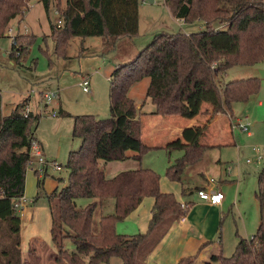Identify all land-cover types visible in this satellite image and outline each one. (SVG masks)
Returning <instances> with one entry per match:
<instances>
[{"label":"trees","instance_id":"obj_1","mask_svg":"<svg viewBox=\"0 0 264 264\" xmlns=\"http://www.w3.org/2000/svg\"><path fill=\"white\" fill-rule=\"evenodd\" d=\"M163 1L175 18L196 28L156 33L134 59L115 67L111 75L110 117L73 116V135L82 143L70 151L68 182L47 195L53 213L52 235L57 251L52 258L56 264H103L114 256L121 258L122 264H146L159 233L183 216L190 205L185 203L186 208H182L174 194L162 192L160 175L151 168L139 167L108 177L100 165L101 160L128 158V150L138 152L136 158L140 159L150 149L142 139L145 112L130 95L137 82L150 78L146 97L153 103L151 113L162 116L193 118L202 112L204 103L211 106L212 114L231 115L234 102L247 101L258 93L256 76L232 80L223 77L231 67L251 66L262 59L264 0ZM140 3L141 0H66L65 8L59 6L63 24H50L54 54L66 58L73 37H104L103 50L122 39L133 45V38L139 35ZM43 4L49 10L50 0H43ZM27 6L28 0H0V37L6 35L14 18L27 11ZM35 38L17 33L12 40L13 59L19 61L25 56ZM43 52L49 55L46 49ZM27 100L4 115L0 92V264H35L32 259L37 252L31 247L27 258L22 256V218L15 207V201L25 195L26 174L32 163L30 148L36 139L34 126L40 119L39 114L25 112ZM204 128L196 126L188 143L167 147L183 151L165 170L171 181L181 182L187 167L202 156L205 146L199 139ZM198 190L182 188V193ZM147 196L154 198L148 231L132 235L117 232L116 223ZM255 197L259 205L256 232L249 239L239 238L231 255L224 256L219 251L206 264H264V171L258 174ZM79 198L94 200L80 207ZM99 206L102 214L96 232L94 215ZM65 239L73 241L74 250L64 247ZM192 263L190 257L178 262Z\"/></svg>","mask_w":264,"mask_h":264},{"label":"rangeland","instance_id":"obj_2","mask_svg":"<svg viewBox=\"0 0 264 264\" xmlns=\"http://www.w3.org/2000/svg\"><path fill=\"white\" fill-rule=\"evenodd\" d=\"M54 5L65 8L66 0H52L50 6ZM27 7V11L21 13V17H19V19L21 18L20 32L24 33L25 29L28 28L25 34L35 35L36 38L29 47L28 54L23 57H27L24 62L28 63L27 66L33 64L36 69L32 68V70L21 66L22 57L19 61L12 60L16 64L15 68L10 59L12 39L7 34L0 37V47L2 49L0 50V90L5 111L8 110V106L12 107V104L18 100L20 92L31 94L32 103L35 105L33 108L37 112L36 114L39 113L40 115L39 121L35 123L34 130L44 144L45 153L50 157L49 162L56 161L57 164L62 166L61 170H57L53 166H47L48 172H42L41 175L39 173V176L29 171L24 204L27 210L20 213L24 217L23 229L21 228V251L28 256L30 248L35 247L37 252H35L36 256H33L32 259L35 264H56L52 258V254L57 251L52 235L53 213L47 195L56 188L60 189L64 183L68 182L69 171L66 164L70 151L78 149L82 143L80 137L73 135L72 118L62 112V108L58 103H64L63 109L73 115L93 114L99 119L110 117L111 80L108 79L109 73L117 65L134 59L136 53L153 40L154 34L160 32L174 33L181 28L177 26V21L172 17L163 0H154L153 2L141 0L140 33L133 38V45L122 39L117 41L116 46L103 50L104 37H87L86 42L92 47L85 50L86 54L82 52V38L73 37L70 40L66 55L71 57L64 59L54 54L53 39L45 33L49 30L50 24H54L55 14L52 13V10L47 12L44 10L42 0H28ZM18 25L19 23L13 20L9 28L13 27L14 32L18 33L16 30ZM221 25L223 24L220 23ZM43 47L49 55L43 52ZM57 59L60 63L55 68L60 72L59 78L54 82L39 85L40 78L49 72L50 63H55ZM59 64L66 66L67 71L63 74H61L63 70L61 72ZM18 65L19 67H17ZM85 72L93 73L92 85L96 91L95 97L85 92L78 83L79 76ZM236 75H240L239 78L256 76L259 79L260 86L258 93L247 101L234 102L231 105L232 113L229 115L233 118L231 128H234L232 126L234 121L240 119L242 122L249 123L248 132L238 127L234 128L233 132H229V134L230 136L233 135L235 144L220 149L222 159L226 160L231 168L230 177L234 178L238 171L239 177L244 176L248 195L247 200L243 203L244 209L241 212L242 220L239 221V230L252 235L255 233L259 222V205L255 197V190L257 189L258 174L264 171V159L260 163L253 161L250 164H246L245 159L247 157L254 158L253 146H264V55L254 65L229 68L223 79L232 80ZM149 83L150 78L146 77L133 86L130 95L136 102L142 103L144 101ZM64 86H68V89L61 91L62 97L51 102L48 109L45 106L43 108V103H35L36 95L42 96L41 89L51 87V89L56 90ZM32 88L34 90L31 91ZM22 97L24 96H21V99ZM53 107H55L57 117L52 116ZM145 108H153L150 99H148ZM60 120L61 123H59ZM51 158L55 161H51ZM172 159H174L173 155ZM101 162L105 161L101 160ZM39 180L41 185H39ZM91 201V198H79L78 205L84 207L86 203ZM64 247L70 251L75 249V245L70 239L64 240Z\"/></svg>","mask_w":264,"mask_h":264},{"label":"crops","instance_id":"obj_3","mask_svg":"<svg viewBox=\"0 0 264 264\" xmlns=\"http://www.w3.org/2000/svg\"><path fill=\"white\" fill-rule=\"evenodd\" d=\"M51 2L52 0H50V4ZM51 8L52 6H49L50 11ZM44 10L46 12L49 11L45 9V6H44ZM168 11L172 15L169 8ZM19 17L21 16L19 15L13 20L19 23L18 27L16 28L18 33H23L20 32L21 18L19 19ZM172 17L175 19V21H177L178 23L177 26L181 28L180 30L190 31L196 28L194 25L192 26L186 25L182 19L175 18L173 15ZM13 20L11 21V23L13 22ZM27 29H25L24 33L28 31ZM50 30L51 28L49 27V30L45 32L46 35L50 36ZM139 33H140V9H139ZM81 43L83 45L82 46L83 53H86L85 50H88L92 47V46L90 47L87 44L86 38L84 39L82 38ZM103 43L104 42H102V46ZM44 44H45V40H44ZM100 44L101 42L99 43V45ZM44 47L43 49H45ZM0 50H2L1 47ZM11 53H12V45L10 50V59L12 65L15 67L16 64L15 62L12 61L14 59L13 56H11ZM136 54H138V52ZM2 57H8V56H2ZM70 57L71 56L67 58ZM26 58L22 57L21 66H25L31 69L32 68L36 69V66H34L33 64L31 66H27L28 63L27 64L24 63ZM58 63H60L59 59H57V61L55 60L53 66L52 67L50 66L49 72L46 75H44V77H41L40 80L38 81L39 85L42 84L45 85L54 82L56 79L59 78L60 72L58 71V69H56ZM17 67H19V65ZM59 67L61 68V72L63 70L61 74L67 71L66 66H63V64H59ZM114 69L108 75L109 80H111V75ZM79 77L80 79L78 83L81 87L82 85L80 83L83 81V79L88 78L90 82V91L87 93L91 94L92 97H95L96 91L92 85L93 73L85 72L82 73V75ZM239 77L240 75H236V77L233 79H238ZM65 89H68V86L57 88L56 90L55 89L53 90L51 89V87H49L48 89H41L42 90L41 92L57 91L58 92L57 98H60L62 97L61 91L63 92ZM32 90L34 89L32 88L31 91ZM35 92L37 93V90ZM18 96H19L18 100L12 104V107L8 106L7 111L4 110V102L2 100V112L4 115L11 113L18 104L22 103L26 99L28 100L25 103L24 109L31 111L35 114L37 113L33 108L35 105L34 103H32L33 102L32 96L31 94H29V92L28 93L20 92ZM21 96L24 97H22L21 99ZM40 97L41 96L36 95L35 103L36 104L43 103V108L45 106L46 109H48L50 103L47 104L41 99L42 97L41 98ZM148 99L150 98H147L145 96L144 101L142 103L137 102V104L139 107H142V110L145 112V114L142 116V121H143L142 139L144 143L150 147V149L145 153H143L140 159L136 158L138 152L133 150H128L126 152L128 158L124 160L110 161V162L100 161V165L105 169L108 177H114L115 175H117L122 171L133 170L139 167L151 168L160 175L159 187L162 192L172 193L179 202L190 204L186 208V213L183 216L170 222L159 233L158 235L159 237L157 239L158 241L153 246L152 251L148 255L146 264H178L179 260L186 257L192 258L193 260L192 264H206L210 256L219 251H221L224 256L231 255L235 249V246L239 238L242 237L249 239L253 235V234L248 235V233L239 230V225H240L239 221L242 220L241 212L244 209L243 203L245 200H247V195H248L245 187L244 176L239 177L240 175L238 171V174L234 175V178L230 177L231 168L228 162L222 159V154L220 149L224 146H230L235 144L233 135L231 134L230 136L229 134V132L232 133L234 130V128H231L230 126L231 120H233V118L229 115H227L228 116L227 117L226 114H212L211 106L206 103L202 105V112L193 118H184L179 115H167V116L153 115L151 113L153 108H147V109L145 108ZM58 105L62 108L60 109L64 114H67L69 118H72L71 126L73 130L74 115L69 113L66 109H63V107L65 106L64 103L62 104L60 102L58 103ZM52 109H53L52 116L57 117V112L55 110V107H53ZM55 112L56 115H54ZM59 123H61V120ZM196 126L205 127L203 134L199 139L200 144L205 146L202 152V156L194 165L187 167V169L185 170L182 176L181 182L171 181L165 175V170L167 166L173 162L174 159L182 155L183 151L177 149L167 150V147L174 146L179 143H188L191 140V131ZM216 127L217 129H215ZM217 133L220 134L217 135ZM35 137L39 141L42 147V151L45 158L49 160L50 157H48V155L45 153L44 144L42 140L38 137V134L36 132H35ZM172 155L174 159H172ZM51 161H55V160L52 159ZM245 163L250 164L247 163L246 161ZM29 171L35 175L39 174V171L32 170L29 167L26 174V182L28 181V176L30 175ZM45 172L46 173L48 172V167L46 168ZM65 184L66 183H64L63 186ZM194 187H198L199 190L210 189V188L220 190L224 194L223 199L219 204H211L207 200L200 199L197 195V191H193L191 193L187 192L185 194L182 193V188H194ZM22 198L25 204L26 195H24ZM93 200L94 199H92V201ZM153 203H154L153 197L151 196L145 197L138 205V207L134 209L125 219L120 220L116 223L117 232L122 234H129V235L147 232L152 217ZM26 210L27 207L24 205L23 208L19 210V213H21V211L25 212ZM101 214H102V208L101 206H99L96 209L94 215V230L96 232L99 230V221L101 218ZM21 218L23 222L24 220L23 215L21 216ZM22 224H21V228L23 229ZM22 256L23 258H27V256L24 254L23 251H22ZM103 264H122V260L121 258L114 256L108 262Z\"/></svg>","mask_w":264,"mask_h":264},{"label":"built area","instance_id":"obj_4","mask_svg":"<svg viewBox=\"0 0 264 264\" xmlns=\"http://www.w3.org/2000/svg\"><path fill=\"white\" fill-rule=\"evenodd\" d=\"M52 13L55 14L54 23L57 25L63 24V17L60 11V8L57 5L52 6L51 8ZM198 28H202V25H199ZM14 28L10 27L7 29V36L11 38L12 40L15 38L17 33L14 32ZM83 87V89L86 92L90 91V82L88 78H84L83 81L80 83ZM58 96L57 91H47L42 92V99L44 102L51 103L53 102ZM26 113L30 112L28 110L25 111ZM56 115V112L54 113ZM234 128H239L243 131L248 132L249 123L248 122H242L240 120H235L233 125ZM252 150L254 151V158H246L245 161L247 163H251L255 161L256 163L262 162L264 159V146H253ZM30 154L32 156V163L30 165V168L35 171H39V173L45 172L47 166H53L54 168L61 170L62 166L60 164H57L56 162H49L43 154L42 147L37 139H33L31 148H30ZM212 181V180H211ZM197 195L200 199L207 200L211 204H219L221 200L223 199V192L217 189H204V190H198ZM23 198H19L15 201V207L17 210H21L23 208L24 202L22 200ZM182 208H186V205L184 202L181 203Z\"/></svg>","mask_w":264,"mask_h":264},{"label":"water","instance_id":"obj_5","mask_svg":"<svg viewBox=\"0 0 264 264\" xmlns=\"http://www.w3.org/2000/svg\"><path fill=\"white\" fill-rule=\"evenodd\" d=\"M149 1L153 2L154 0H149Z\"/></svg>","mask_w":264,"mask_h":264}]
</instances>
